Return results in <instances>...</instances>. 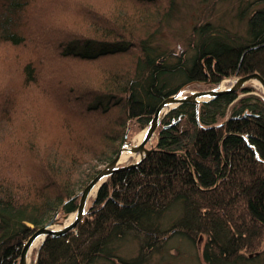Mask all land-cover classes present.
<instances>
[{
    "label": "trees",
    "instance_id": "1",
    "mask_svg": "<svg viewBox=\"0 0 264 264\" xmlns=\"http://www.w3.org/2000/svg\"><path fill=\"white\" fill-rule=\"evenodd\" d=\"M42 1L0 0V45L23 49L33 41L34 10ZM173 8L170 4L165 15ZM98 18H89V24L100 37H76L57 45L58 54L77 61L130 59L110 68L95 93L85 82L56 81L51 91L65 90L67 106H60L71 115L52 124L56 136L68 135L78 143L74 157L50 149V159L41 151L35 155L39 176L35 167L26 172L28 165L17 155L9 162L0 159V264H18L24 242L57 211L59 216L76 211L80 191L99 165L114 158L126 133L131 136L132 130L148 125L165 97L195 83L212 88L236 74L258 72L264 78V7L249 16L244 37L223 33L210 21L195 25L196 41L188 56L158 47L159 25L148 27L144 16L133 18L120 10L109 21ZM41 67L31 58L22 69L21 87L30 91L20 101L27 106L40 103L43 93L37 90L43 81L61 74ZM254 91L246 86L198 108L184 102L170 110L157 130L154 150L140 164L109 177L83 221L74 231L48 236L35 264H151L157 253L174 256L168 242L175 237L193 247L204 240L203 264H264V98ZM11 94L0 97V131L6 127L2 118L12 126L13 117L6 119L5 113L19 115L26 109L14 111ZM86 118L101 122L94 128L103 140L101 148L78 137L75 127ZM25 146L39 147L34 140L20 149ZM81 155L87 161L81 162ZM78 170L82 178L75 182ZM176 209L179 215L171 218L168 213ZM130 239L137 240L139 251L125 258L120 249Z\"/></svg>",
    "mask_w": 264,
    "mask_h": 264
},
{
    "label": "rangeland",
    "instance_id": "2",
    "mask_svg": "<svg viewBox=\"0 0 264 264\" xmlns=\"http://www.w3.org/2000/svg\"><path fill=\"white\" fill-rule=\"evenodd\" d=\"M170 4H174V8L172 13L166 16L165 14ZM263 7L264 0H43L38 3L34 10L35 20L31 27L32 34H35L33 41L28 43L23 49L10 45H0V84L2 83L3 85L0 86V97L3 92L6 93L11 90V97H13V102L16 106L14 111L19 108H26L21 110L19 115L18 111L16 115H12L10 112L4 114L5 117L7 116L6 119L13 117V120H11L13 129H11L12 126L7 127V121L2 118L3 121L1 123L5 122L3 126L6 127L0 131V159L4 158L5 161L8 160L9 162L17 155L20 157L21 162L24 163V166L28 165L25 171L32 172L34 167L36 170V164H39L37 157L38 155L40 157L41 151L50 159H53L52 156H54L51 153L52 150L54 152V150L58 149L61 154L69 157L68 159H71L74 157L72 156L74 153L80 151L78 143L69 139L68 135H55L58 132L52 124L53 120L56 124L59 116L63 120L65 114L71 115V111L65 112L60 106V104L67 106L66 99L69 96H66L65 90H61L60 93L57 92L58 94L51 90L56 89L55 85L58 78L63 80L67 78L63 82L71 83L74 80L77 84H84L85 82L91 88L86 84L84 86L90 88L94 93L98 92L101 90L99 87L101 78L102 80L106 79L104 74L110 68L116 69V67H120L122 63L125 64L130 59L127 55L106 56L91 61L63 59L60 53L58 54L59 48H57V45H64L71 40H75L76 37H81V39L87 36L94 39L100 37V34L91 28L89 24L91 20L89 18L94 21L100 17L105 21H109L120 10L125 11L129 17L142 18L144 16L145 19H149L148 27L159 25V31L155 37V44L158 47L162 50L172 51L174 54L188 56L193 53V46L196 41L195 25L210 21L223 33L228 31L231 35L236 34L239 37H244L247 32L249 16L256 9ZM39 35L40 38L38 37ZM31 58L39 61L42 65V71H46V69L52 71L53 69L57 70L58 74L61 72L60 76L55 73L51 82L48 80L43 81L41 89L37 90L40 87L36 88L39 94L43 93L38 96L40 103L37 106L35 104L27 106L20 101L25 98L24 93L30 91L29 86L26 89L21 87V72L27 60ZM237 76L240 75L236 74L224 78L219 83L220 86L222 84L224 88L230 86ZM53 80L54 83H52ZM249 85L254 86V93L264 97L261 86L257 87L251 82H249ZM23 87H26V85ZM204 87L203 83H195L194 86L188 85L182 90L187 94L191 90L209 89ZM62 110L64 111L63 114ZM73 113L75 116L78 115L76 110ZM0 115L2 114L0 113ZM90 120L92 121L91 125L89 123ZM94 120L86 118V123L77 125L75 129L76 133L79 134V138L85 136L89 141L94 140L101 148L103 140L100 136L97 137L98 132L94 129L99 127L101 122L96 120L95 122L97 123H93ZM144 128L137 131L132 130V135L129 136V139L135 138V140H138V136ZM24 139H26V142H29V140L36 141L39 147L32 150L30 146L29 149L27 148L28 146H25L24 150H21V146L26 145ZM157 140L156 131L147 146L155 148ZM35 155L37 156L36 158ZM79 159L82 160L81 162H85L87 161V155H81ZM133 161H135V157H132L124 164H129ZM105 165L106 163L100 164L99 169ZM89 167H91V164ZM33 172L34 175H41L39 170ZM81 178L82 175L80 173L74 176L75 182L81 180ZM95 197L94 195L90 197L89 207ZM172 210L168 213L171 218L179 215L180 211L177 209L175 211ZM66 215H60L59 219L67 222L69 218H65ZM168 244L171 246L169 250L174 256L172 257L167 252L157 253L152 258L151 264H203L202 248L204 240H199L193 247L183 238L175 237ZM41 245L32 250L29 264H35L37 258L35 254L39 251ZM138 249L137 240L130 239L121 247L120 255L130 258L137 255Z\"/></svg>",
    "mask_w": 264,
    "mask_h": 264
},
{
    "label": "water",
    "instance_id": "3",
    "mask_svg": "<svg viewBox=\"0 0 264 264\" xmlns=\"http://www.w3.org/2000/svg\"><path fill=\"white\" fill-rule=\"evenodd\" d=\"M250 81H257L261 85L264 92V78L258 72H251L246 75L237 76L232 81L231 85L225 88L218 84L215 87L209 89L191 90L187 94H185L183 90H180L165 97L158 105L151 121L142 131V137L139 140H135V138L129 139L128 133H126L124 141L114 158L103 168H101L99 172L81 190L78 208L76 211L72 212L74 214L73 218L69 222L62 221L59 219L60 211H57L47 223L36 229L34 233L24 242L18 264H29V251L36 239L42 237L41 244H43L48 236L65 234L75 229L88 214L89 199L92 196V192L96 190L94 195L96 196L100 187L115 172L140 164L154 150V147H148L147 144L155 135L163 117L170 110L184 102L195 103L198 108L202 102L213 99L217 95L225 92L238 91L246 87V84ZM124 153L138 154L139 157L132 163L123 164L121 162V158ZM72 213L67 214L65 218H69ZM56 225H60V227H55Z\"/></svg>",
    "mask_w": 264,
    "mask_h": 264
},
{
    "label": "bare ground",
    "instance_id": "4",
    "mask_svg": "<svg viewBox=\"0 0 264 264\" xmlns=\"http://www.w3.org/2000/svg\"><path fill=\"white\" fill-rule=\"evenodd\" d=\"M250 82L253 83L254 85H257V87H260V86H261L257 81H250ZM248 84H249V83H247L246 86H248ZM249 86L254 87L253 85H249ZM222 87H224L223 84H222ZM142 135H143V132L139 134V136H138V140L142 137ZM135 155H136V154L124 153L123 156H122V158H121V162L124 164V163H126L129 159H131L132 157H135V160H137L139 156H138V155L135 156ZM95 193H96V190H94V191L92 192V195H95ZM73 215H74L73 213L70 215V217H69V219L67 220V222H69V221L73 218ZM55 227H60V225H56ZM41 243H42V237L36 239V241L34 242V244L32 245V247L30 248V251H29V257H28L29 262H30V259H31V256H30V255H31V253H32V250H34L36 247H38Z\"/></svg>",
    "mask_w": 264,
    "mask_h": 264
}]
</instances>
